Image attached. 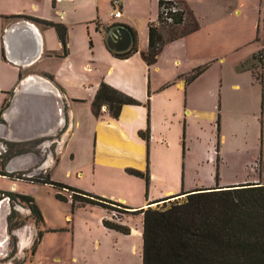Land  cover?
I'll return each mask as SVG.
<instances>
[{"label":"crops","instance_id":"obj_1","mask_svg":"<svg viewBox=\"0 0 264 264\" xmlns=\"http://www.w3.org/2000/svg\"><path fill=\"white\" fill-rule=\"evenodd\" d=\"M37 1L38 0H26L25 2L27 3V7L21 8L19 10H8V8L4 7L3 9H0V115L3 122L5 123L4 124L3 122H0V140H8V138L15 140L22 135L25 140L38 138L46 135L48 132H52V130L57 128L59 129L60 133V136L56 140V145L58 144L57 150L59 153V158L66 155L72 159H76V155L78 154L85 155V150L79 152L75 146L74 148L72 147L75 129L74 127H77L78 124V119L76 117L77 104L84 103L81 105L86 107L89 103L91 107V102L95 95L94 91L97 90L98 83L103 82L105 77L109 76V74H107L108 68L97 81L90 80L91 82H87V80H85V82H83V84L78 87H89L91 90L90 96L93 95V98L86 95V97L90 98H85L83 100L81 97H83L84 94L82 96H69L71 95V90L68 88V85L70 87V78L63 74H58L60 72V63H58V61H60L61 58H66L71 53V44L73 40L75 44L81 41L83 43L84 37L81 36L80 33H75L74 25L77 23H85V21L87 23H91V21H99L101 18L102 24L100 23L99 27H96L95 29L99 32L101 44L103 43L107 50L109 48L105 42V27H107L109 24H125L136 31L134 41V45L136 47L135 52L131 53L125 58L116 57L109 50L108 52L116 60L134 63L143 75L138 80H129V84L126 86L117 84L113 80H105L108 85L116 89L118 88V90H123V93L126 92L125 94L139 101V104H134L132 105L133 107H131L129 104L123 105L117 118L111 117L106 106H102L99 117L101 118V115H109L110 118L115 119L118 122L115 126L116 132L121 138L125 139L131 135H135V133L139 134V132L148 129L149 137L147 141L149 142L146 149V156H148V161L150 159L151 167L154 164V161H160L158 151L160 149L167 151V147L164 149L161 147L163 145H160L166 143V136L164 133H158L160 134V137L158 138V140H160V144L156 143L158 141H156L154 145L152 144V140L156 139L154 135V127H152V122L154 120L157 126L159 120L164 116L165 113H168L171 116L178 115V119L177 116H175L176 123H183L185 133L187 128L189 129L192 127L191 118L194 120L196 119L197 121H195L197 124L201 122V118H203L201 113H203V111L201 112L202 107L196 98H199L203 92L201 93V89L198 88L193 89L192 84L202 78V72H204L206 68H210V65L214 61H217L221 68L225 62L224 55L217 52H213V60H209V46L200 44V48L198 50H194L193 45L190 43V40L194 38L198 39L200 32L206 31L208 37H211L212 34L216 33V31H214L211 26L206 25L205 21L203 20L204 14L202 13L199 15L198 10L196 9L201 5H206L211 0H197V4H194L192 0H177L187 15L191 18L188 20H190L192 25L196 24V26L192 29H187V20L185 23L181 24L179 26L180 33L177 36L166 40L157 54L156 60L151 64H147L144 61L141 53L147 50L148 25L149 23L154 22L157 18L158 0L156 6L157 11L155 14H151L146 18L144 28L141 26V24L132 26L133 24L131 25L128 20L127 21L129 24H127L123 18L126 8L124 0H120L122 3V15L119 18L109 21L108 18L106 19L104 16H101L98 13V9L100 8V0H93V2L95 1V4L97 5L96 11H93V13H95L89 17L88 20H79L78 22L70 21L67 18V16L71 17L75 15L76 10L78 12L80 7V5H77L78 0H51L52 4L59 8L60 12L59 16L55 14L57 12H54L53 17L42 14L39 11V4ZM40 1L44 3L47 1L49 2L50 0ZM217 1V7L221 9V11L231 12L234 14L233 17L237 18V20L234 21L235 27L233 33L235 35L240 33V36H243L239 39L235 38L238 45H246L257 40V45L261 46L258 47L257 51L251 52L242 60L235 61L230 73L225 75L224 79L221 77V83L227 78L228 90L231 91L232 94L237 95V98L235 96L232 98L234 106L231 105L233 118L236 123H242L244 126L249 127L255 123L258 125L257 121L260 120L262 146L258 148V150H255V152L252 154V157L250 158H255L256 156L262 158V155L264 154V17L262 16V11L264 12V10L261 6L264 4V0ZM108 2L111 10L110 0H108ZM10 15H26L33 18L64 24L67 29V52L62 54V44L55 29L52 26L45 25L31 18H14L9 17ZM221 16L226 17L225 15ZM246 18L249 19V26L242 25L238 29V22L244 21ZM261 18L262 26L260 25ZM255 20H257V26ZM25 22H28L31 25L27 26L22 24ZM35 41L38 43V45H36L37 48L35 47ZM177 48H179V51ZM192 49L193 52H191ZM108 52L105 51L107 56L110 57ZM257 52L261 53L262 59V64L257 67L259 73L261 74L260 81L255 77L253 71L244 63ZM27 53H31V55L26 58ZM161 59L164 60L163 66H167L168 72L165 74V76H163L159 84H155L156 82L153 79L152 72H158L160 70ZM95 62L96 61L94 59L93 61H89L90 64H85L83 66L86 69H89L86 70V72H92L96 69ZM197 68H203V70L193 80L186 81V78ZM145 79H148L147 83L149 86V88L147 87L146 100L131 92L134 91L131 89H135L136 87H139L141 91L146 90ZM258 84L260 89L259 87H256ZM252 95L255 97L254 102ZM257 96H259L258 102ZM248 99L251 103H249ZM6 101H9V106H7L4 112H2V106ZM39 102L42 103L41 106ZM55 104L57 106V110H59L58 113H61L58 115V117L55 114ZM137 105L147 106L148 123L146 126L144 121L139 125H132L130 121H127L126 115V119H123V121L119 122L120 118L127 110L126 106H130L133 108L135 113L138 112L141 115L142 111L136 110ZM253 105L254 108H252ZM32 108H35L38 113H45L49 111L51 114L48 116L49 120L42 122V126L40 128L34 126L32 123ZM223 108H225V104L222 101V97H220V104L218 106L219 113H217V120L220 127H223L224 122L223 117L221 116V111ZM45 109H47V111ZM225 123H227V121H225ZM23 131L28 132V134L23 133ZM176 137H180L178 132H176ZM225 138V133L222 132L221 134V132H219V142L221 139L225 140ZM83 140L85 141V138ZM234 144L237 145L238 141H234ZM237 147L239 148V145H237ZM37 150L39 153L38 155L42 156L43 158L44 156L46 157L47 155H52L50 152H44L41 145ZM247 152L248 151H242V154H247ZM178 153L179 152L177 148V154ZM38 155H36L37 159H39ZM122 155L124 157L130 156L127 151H124ZM47 159L48 160L46 161L45 165L41 167L42 169L45 167L48 168L51 164L52 159ZM99 162L100 161L98 159L92 161V164L90 162V166H92V170L94 172ZM252 162V159L242 161V163H244L243 165H245L247 168L250 167L249 164ZM105 164L110 170L116 169L120 172H122V170L127 171L126 169L138 170L135 168L137 166L134 164ZM41 168L39 170L42 171ZM144 168L145 167L143 166L142 169ZM239 175V173L234 174V176ZM21 182L31 183V186L35 184L29 180H22ZM246 182L264 181L258 179L255 176L247 175L246 177L232 180L231 182L221 183L218 180L217 185L205 184L202 186L187 188L183 176V178L180 180L172 182V186L167 187L160 196L153 197L151 201H146L138 207L147 205L152 207L153 203L150 204V202L171 195L183 197L186 192L196 189L212 188L216 186H229ZM14 187L15 190H17L16 185L11 186V188ZM17 193L26 194L32 197L31 194L25 193V191H20ZM103 195L106 196V194ZM112 198L118 199L117 196ZM86 205L99 206L95 204H85L80 206L85 207ZM10 208L11 206L8 198L1 197L0 263H5V259L9 258L13 251V255H16V257L20 259L21 264H142V247L139 251L136 244H129L127 246V242L129 241L125 237L119 235L117 232L112 233L115 232L114 229L112 230L106 228L102 223L101 225L100 219H104V216L107 214L104 211L103 213L102 209L100 208L99 209L101 211H95L97 215L101 217L98 222L96 221L95 229H93L91 225H88V229H86L85 233L82 234L76 232L77 227L75 225V218L73 222L71 219H69V214H65V216L62 217L60 224L52 223L50 220H48V218H46L44 211L39 206L38 208L43 219V223H41V225L36 226L33 220L30 219L26 220L20 227L9 230L7 216L9 214ZM135 208L136 207L132 206L129 209L131 211L135 210ZM15 210L22 218H27L30 214L29 208L25 206L15 208ZM38 229L41 231V235L37 244L35 245L34 250L32 251L31 249L34 240L36 239ZM118 243L123 244L124 247L119 248L117 245ZM75 247L77 248V251L74 250ZM27 252L28 254L26 258H24V255ZM12 258L14 260L15 257ZM7 264H12L10 262V258L7 261Z\"/></svg>","mask_w":264,"mask_h":264},{"label":"rangeland","instance_id":"obj_2","mask_svg":"<svg viewBox=\"0 0 264 264\" xmlns=\"http://www.w3.org/2000/svg\"><path fill=\"white\" fill-rule=\"evenodd\" d=\"M25 1L26 0H0V9H3L4 7L8 8V10H19L27 7V3ZM124 1L126 8L123 18L127 24H129L128 21L131 25L133 24L132 26L141 24L144 28L146 18L151 14H155L157 11V0ZM37 2L39 4V11L45 16L53 17L54 12H57L55 13L57 16L60 15L59 8L54 6L51 0L44 3L40 0ZM99 2L100 8L98 9V13L106 19L108 18L109 21L113 20V18L109 15L110 7L108 0H100ZM192 2L197 4L198 1L192 0ZM217 4V0H211L206 5L204 4L203 6L201 5L196 8L199 15L202 13L204 14L203 20L206 25L211 26L216 33L212 34L211 37H208L206 31L200 32L198 39L194 38L190 40V43L193 45L194 50H198L200 48V44L209 46V60H213V52L223 54L225 57L224 65L221 68L220 64L217 61H214L210 65V68H206L205 71L202 72V78L192 84L193 89L198 88L201 89V93L203 92L199 98H196L202 107L201 112L203 111V113H201L203 118H201V122H199V124L196 123V119L195 121L191 118L192 127L189 129L187 128L185 133L183 123H176L175 116H177V119L179 116H171L168 113H165L164 116L161 117L157 126L155 120L152 122L154 135L156 137V139L152 140V144L154 145L156 141H158L156 143L160 144V140H158L160 137V134H158L159 132L164 133L166 136V143L160 145H163L161 147L164 149L167 147V151H163L161 149L158 151L160 161H154V164L151 167L150 159L148 161V156H146V149L149 141L144 140L137 133L133 136H129L127 139L121 138L115 129V126L118 123L115 119L110 118L109 115H101V118L96 117L92 113L89 103L86 107L81 105L84 103H79L77 104L76 113L78 124L77 127H74L72 147L74 148L75 146L79 152L85 150V155L78 154L76 155V159H72L66 155L59 158L57 150L58 144L56 145V140L60 136V133L59 129L56 127L55 130L46 133V135L41 136V138L38 137L25 140L23 135L15 140L8 138V140H6V153H3V146L0 142V191L3 190L13 193L25 191V193L31 194L34 198V202L44 211L48 220L52 223L60 224L62 217H64L65 214H69V219L73 222L75 218V225L77 227L76 232L82 234L85 233L86 229H88V225H91V227L95 229L96 221L98 222L101 218L95 211L102 209V212L104 211L108 215H105L104 219L114 220L113 211H110L105 207L86 205L85 207L76 206L72 212L70 204V191L66 189L58 190L61 195L68 199V201L63 202L55 198L54 194L56 189L51 185L35 183L31 186V183H23L21 181L32 179L37 180L40 177L44 178L47 173L53 181L73 186L89 192L90 194L122 202L130 207L134 206L136 207L135 209L147 207L148 205L142 207L138 206L146 201H151L153 197L160 196L167 187L172 186V182L180 180L183 176L187 188L202 186L205 184L217 185L218 180L221 183L231 182L232 180L240 179L246 177L247 175L255 176L264 181V154L262 155V158L258 156L250 158L255 150H258V148L262 146V137L260 133L261 122L259 120L257 121L258 125L255 123L249 127L244 126L242 123H236L233 118L231 105L234 106L232 98L234 96L237 98V95L232 94L231 91L228 90L227 78L221 83V77L224 79L225 75L230 73L235 61L242 60L251 52L257 51L258 47L261 46L257 45L256 35V41H252L246 45L243 44L244 46L241 44L238 45L235 38L239 39L243 36H240V33H237V35L233 33L235 27L234 21H236L237 18H234V14L231 12L221 11V9L217 7ZM77 5H80L78 12L76 10L75 15L71 17L67 16L70 21L78 22L79 20H88V18L95 13H93V11H96L97 9V5L95 4V1L93 2V0H78ZM263 5L261 7L264 10ZM221 15H225L226 17H222ZM262 16L264 17L263 11ZM188 19L191 18L189 16L187 17V29H189L192 24ZM101 20L91 21V23H87L85 21V23H77L74 25L75 33H80L81 36L84 37L83 43L81 41L75 44L73 40L71 44V53L66 58H61V60L58 61V63H60V72L58 74H63L70 78V87L68 85V88L71 90V95L69 96H82L84 94V96L81 97L83 100L85 98H93V95L90 96L91 90L89 87H78L83 84L85 80H87V82H91L90 80L97 81L107 68V74H109V76L105 77V80H113L122 86L128 85L129 80L140 79L143 75L134 63L116 60L110 55L106 46L103 43L101 44L99 32L95 29L97 23L98 27L100 23L102 24ZM255 23L257 26V20H255ZM242 25L249 26V19L246 18L244 21H239L237 25L238 29ZM260 25L262 26V18ZM159 30L163 39L173 38L180 33L179 26L159 27ZM177 50L179 51V48H177ZM105 51L109 53L110 57L107 56ZM191 52H193V49ZM94 59L96 61V69L92 72H86V70L89 69H86L83 66L85 64H90L89 61H93ZM163 63L164 60L161 59L160 70L158 72H152L153 79L156 82L155 84H159L163 76H165L168 72L167 66L164 67ZM251 63L258 62L257 60L251 59L250 63H247L246 65L250 66ZM254 72L259 73L258 68L255 69ZM105 80L103 82H106ZM145 80L146 90L141 91L139 87L131 89L134 90L131 91L133 94L144 100L147 98V87L149 88L147 83L148 79ZM99 84L100 82L98 83V86ZM256 87L258 88L259 84L256 85ZM95 92L96 91H94V94ZM86 95L90 97H86ZM259 96H257V102L259 100ZM220 97H222V101L225 104V108L221 111V116L224 120L223 127H220L217 120ZM252 97L254 102V95H252ZM248 101L251 103L249 99ZM39 104L41 106L42 103L39 102ZM7 106H9V101L5 102L2 112H4ZM126 107L127 110L124 112L125 114L122 115L119 122L126 119L127 116V121H130V123L134 126L139 125L143 121L145 126L147 125V106H136L137 111L143 112H141V115L138 112H134L133 108H131L133 107L132 105L131 107ZM252 108H254V105ZM45 110L47 111V109ZM49 115H51L49 111L45 113H38L35 108H32V123L34 126L40 128L42 126V122L49 120ZM225 121H227V123H225ZM0 122H3L1 115ZM176 132L180 135L179 138L176 137ZM219 132H221V134L224 132L226 137L225 140L221 139L220 142ZM23 133L28 134L26 131H23ZM84 138L85 141L83 140ZM40 139L43 141L36 145ZM44 141H46V147L43 146V151L45 148V151L48 153L54 152L52 155H47L44 162L37 159L36 162L32 163L25 169L11 173L9 172L8 174H11L10 177L7 175H1V173H7L5 171V164L10 158H12L11 156L15 157L26 153L38 155V146H40ZM53 141H56L55 145L53 144ZM234 141H238L237 145H239V148L236 144H234ZM51 142L52 145H50ZM177 148L179 152L178 154ZM124 151H127L130 156L124 157L122 155ZM242 151L248 152L247 154H242ZM38 157L40 156L38 155ZM47 158L52 159L48 168L45 167L42 171H39L34 175H28L29 172H35L34 169L45 165L48 160ZM96 159L100 162L97 164L94 172L92 170V166H90V162L92 164V161ZM249 159H252L253 162L250 163V167L247 168L243 165L244 163H242V161ZM105 163L134 164L137 166L135 168L142 172L148 168V182L143 177L125 170H122V172L116 169L110 170ZM143 166L145 167L144 169H142ZM237 173L240 175L234 176V174ZM12 185H16L17 190H15V187L11 188ZM103 194H106V196ZM115 196H117L118 199L112 198ZM163 198L154 202L152 204V208L161 207L163 204H168L169 202L175 200L181 201L185 199V196ZM23 206L28 207V205L20 199L16 200L14 205L15 208ZM20 218L22 217L20 216ZM104 219H100V224ZM119 223L128 227L129 233L123 234L116 230L112 233L117 232L119 235L125 237L129 241L127 242V246L129 244H136L138 246V250L140 251L142 247V214L133 212L122 213ZM117 245L119 248L124 247L121 243H118ZM74 250L77 251V248L75 247ZM13 254L14 252L12 251L9 257L10 262L12 264H21L20 259ZM27 254L28 252L25 253L24 258H26ZM12 257H15L14 260ZM9 258L5 259V263L0 264H7Z\"/></svg>","mask_w":264,"mask_h":264},{"label":"trees","instance_id":"obj_3","mask_svg":"<svg viewBox=\"0 0 264 264\" xmlns=\"http://www.w3.org/2000/svg\"><path fill=\"white\" fill-rule=\"evenodd\" d=\"M169 2L158 0V14L155 21L160 20L161 6ZM178 4L181 6L179 2ZM9 17L31 18L52 26L62 44V54L67 52V29L64 24L26 15H10ZM187 17V13L182 8L179 13L174 14L173 23L169 25L160 24L157 27L155 21L149 23L147 50L141 53L147 64H151L156 60L162 45L168 40L163 39L159 27L180 26L186 22ZM120 25L129 30L133 44L127 50L121 52L108 50L116 57L125 58L136 51L134 45L135 31L128 25ZM195 26L196 24H191L189 29ZM96 27H98V24ZM251 59L258 62L251 63L248 66L254 72L262 64L261 53L253 54L244 63H250ZM202 70L203 68L194 70L186 78V81L193 80ZM254 73L260 81L261 74ZM126 104H139V101L107 83L101 82L91 102V111L96 117H99L102 106H106L110 116L117 118L122 106ZM139 135L148 140V129L139 132ZM126 170L143 177L148 182L147 169L144 172L136 169ZM8 173L1 174L10 176L11 174ZM39 179L29 181L36 184L51 185L56 189L55 197L60 201H68V199L61 195L58 190L66 189L70 191L71 211L76 206L85 204H95L113 211L114 220L104 219L102 221L106 228L128 234L129 228L119 223L122 213H141L142 264H264V182H246L196 189L186 192L185 199L181 201L175 200L163 204L161 207L152 208L148 206L130 211L129 206L119 201L90 194L73 186L53 181L47 173L44 178L40 177ZM175 196L171 195L163 199ZM1 197L9 198L11 205L7 216L9 230L20 227L26 220L30 219L33 220L36 226L43 223L41 212L31 196L0 191ZM18 199L28 205L30 209V215L27 218H20L15 210L14 205ZM158 200L150 202V204ZM40 235L41 231L38 229L32 251Z\"/></svg>","mask_w":264,"mask_h":264},{"label":"water","instance_id":"obj_4","mask_svg":"<svg viewBox=\"0 0 264 264\" xmlns=\"http://www.w3.org/2000/svg\"><path fill=\"white\" fill-rule=\"evenodd\" d=\"M22 24H25L27 26L31 25L28 22ZM105 42L109 49L114 50L116 52H121L127 50L130 47V45L132 44V36L126 27L117 23H111L105 29ZM36 45H38L37 42L35 43V47ZM30 55L31 53L29 54L27 53L26 58L29 57ZM15 159H17V161L19 162L17 166H15V170H14L17 171L20 170L19 168H21L23 164L26 162H29L31 165V163H33L34 160V154L31 153L22 154L15 157Z\"/></svg>","mask_w":264,"mask_h":264},{"label":"built area","instance_id":"obj_5","mask_svg":"<svg viewBox=\"0 0 264 264\" xmlns=\"http://www.w3.org/2000/svg\"><path fill=\"white\" fill-rule=\"evenodd\" d=\"M169 3H164L160 8V20L155 21V25L158 27L160 24L169 25L173 23L174 14L179 13L182 8L179 6L178 2L175 0H167ZM111 10L109 15L113 18H119L122 15L121 1L120 0H110Z\"/></svg>","mask_w":264,"mask_h":264},{"label":"bare ground","instance_id":"obj_6","mask_svg":"<svg viewBox=\"0 0 264 264\" xmlns=\"http://www.w3.org/2000/svg\"><path fill=\"white\" fill-rule=\"evenodd\" d=\"M55 114L57 115V117H58V115H60L58 112H59V110H57V106H56V104H55ZM17 159H13V160H11L9 163H8V165L6 166V171L7 172H14V170H15V164H18L19 162L17 161ZM37 161V157H36V155H34V160H33V163L34 162H36ZM29 162H26V163H24L23 164V166L21 167V168H19L20 170H22V169H25L26 167H28V166H30V163L28 164ZM28 164V165H27ZM32 164V163H31ZM17 166V165H16ZM33 174H36V171L35 172H29L28 173V175L30 176V175H33ZM4 210H5V208H4ZM3 215V214H2ZM4 218V217H3Z\"/></svg>","mask_w":264,"mask_h":264},{"label":"flooded vegetation","instance_id":"obj_7","mask_svg":"<svg viewBox=\"0 0 264 264\" xmlns=\"http://www.w3.org/2000/svg\"><path fill=\"white\" fill-rule=\"evenodd\" d=\"M39 138H41V137H39ZM41 141H43L42 139H40V141H38V143L36 144V145H38ZM0 142L2 143V150H3V153H6V151H7V147H6V140H4V139H1L0 140ZM24 142V141H23ZM45 142L46 141H44L42 144H41V146L43 147V146H45ZM55 143H56V141L54 142L53 141V144L55 145ZM50 145H52V142L50 143ZM39 147V146H38ZM46 147V146H45ZM55 147V146H54ZM53 149V148H52ZM23 151H25V150H23ZM54 151V150H53ZM44 152H45V150H44ZM22 153V152H21ZM20 153V154H21ZM52 154H54V152L52 153ZM11 156V155H10ZM40 156V155H39ZM12 158H10L8 161H7V163L5 164V167L8 165V163L11 161V160H13V159H15V157H17V156H11ZM46 159V157L44 156V158L42 157V156H40L39 157V160L41 161V162H44V160ZM40 161H39V164H40ZM42 164V163H41ZM17 164H15V166H16ZM43 166V165H42ZM41 167H39V168H37V169H34V171H36V173H38L39 171H41V170H39ZM42 169V168H41ZM43 170V169H42ZM18 171V170H17ZM34 175V174H33Z\"/></svg>","mask_w":264,"mask_h":264}]
</instances>
